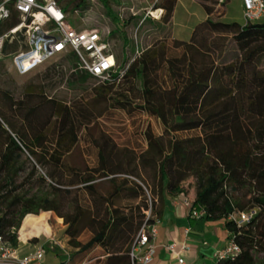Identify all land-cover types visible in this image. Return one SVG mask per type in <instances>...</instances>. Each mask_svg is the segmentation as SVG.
Listing matches in <instances>:
<instances>
[{
	"label": "trees",
	"instance_id": "16d2710c",
	"mask_svg": "<svg viewBox=\"0 0 264 264\" xmlns=\"http://www.w3.org/2000/svg\"><path fill=\"white\" fill-rule=\"evenodd\" d=\"M79 1L83 8L86 0ZM101 2L109 9L108 0ZM177 2L159 0L155 9L164 11L162 21L156 22L150 16L145 21L164 30L172 22ZM204 8L210 15L206 3ZM109 14L113 15L110 9ZM112 17L125 51L120 57L111 49L116 72L112 82H102L103 96L107 98L116 86L131 94L140 92L143 109L159 119L164 128L161 136L151 128L147 131L149 149L158 154L149 161L157 181L151 199L154 215L162 218L168 198L191 199L192 207L206 211L203 218L189 217L193 228L203 231L209 223L222 222L229 239L241 247L237 258L219 264H264L263 18L247 25L206 19L196 26L189 41L173 38V47L180 49L181 55L169 57L166 45L140 50L139 43L122 32L119 17ZM18 22L15 14L10 25ZM219 35H232V49ZM111 36L109 32L107 38ZM65 60L73 72V83L85 85L96 79L79 69L73 54ZM162 67L170 76L168 88L158 81ZM28 99L29 108H24V102L14 104L23 113L24 131L11 129L0 111V232L17 247L24 219L39 215L42 235L52 239L54 228L48 212H54L64 220L69 244L80 249L79 253L100 248L105 264H131L130 252L149 209L146 188L129 175V164L115 156L114 147L109 150L111 140L107 137L103 145L97 143L100 165L93 172L67 168L65 159L76 147L81 120L89 119L88 114L41 93L31 94ZM53 124L56 129L50 138L47 130ZM192 132L197 134L181 135ZM27 151L47 169L38 177L41 188L36 191V167L20 181V160ZM66 171L73 178L68 184L64 181ZM122 173L120 180L117 175ZM102 178H109L112 184L103 197L96 187V181ZM64 186H82L93 197L87 228L94 235L85 244L78 238L86 211L77 200H68L73 190ZM116 198L140 201L142 205L129 211L116 206ZM66 207H74L75 211L64 213ZM243 213L249 214V219L240 223L237 218ZM69 260L62 264H69Z\"/></svg>",
	"mask_w": 264,
	"mask_h": 264
},
{
	"label": "rangeland",
	"instance_id": "374dc122",
	"mask_svg": "<svg viewBox=\"0 0 264 264\" xmlns=\"http://www.w3.org/2000/svg\"><path fill=\"white\" fill-rule=\"evenodd\" d=\"M58 1L63 7L67 8L70 21L78 28H99L111 32L112 36L107 38V42H110L115 55L120 57L125 50L123 48V38L116 30L117 25L114 22L113 15L119 17L122 32L124 30L130 39L138 42L140 50H145L147 47H156L157 49V47L166 45L169 57H179L181 55V50L173 47V38L189 41L196 26L205 20L207 16L206 19L216 22H243L244 24L242 0H230L228 4L222 7L217 6L216 0H206L205 3L211 11L210 15L205 11V3L202 0H195L197 5L193 4L192 0H181L177 17L164 30L145 21L148 16L156 22L162 21L164 12L155 9V5L159 0H108V6L113 15L109 14V9L101 0H86L83 8L79 7V0ZM262 22H264V17ZM113 31L116 34H113ZM219 36L222 40H226L230 49H232L234 46L232 35ZM18 40L21 41V39H17L10 42L0 56V111L8 118L9 127L14 128L15 131H24L23 113L16 110L14 104L24 102V108H29L31 103L28 98L34 93H41L46 98L56 99L60 103L76 109L82 108L85 110V114H88L90 120L80 118L83 126L76 147L65 159L67 168H73L82 173L93 172L100 165L97 145H103L107 137L111 140L109 150L114 147L115 156L129 164L131 172L129 175L133 176L146 188L148 200L153 199L157 182L156 171L149 161L151 158H157L158 154L155 149H149L147 131L151 128L156 136H161L164 128L159 119L149 115L143 109L144 103L140 98V92L136 91L131 94L116 86L113 88V92L107 98H104V92L100 88L104 85L102 81L93 79L85 85L73 83V72L69 69V64L64 56L53 59L28 75L21 76L17 73L12 61V55L21 49V42H18ZM7 47V52H5ZM158 81L164 88L171 86L168 70L164 67L158 71ZM3 93L8 95L4 96ZM0 115L2 116L1 112ZM55 129V124H53L47 130L50 138L53 137ZM194 134H197V132L181 135ZM20 166L23 169L20 174V181L29 175L33 167L37 168L38 173L33 183L35 191L40 189L41 185L38 177L47 173V169L37 164L28 151L24 152L20 160ZM117 177L123 180V173L117 175ZM64 181L67 184L73 181L72 174L69 171H66ZM48 182L51 184L52 180L49 179ZM96 187L103 197L108 195L112 184L109 178H102L96 181ZM62 188L72 189L73 194L68 197V200L73 202L77 200L86 211L79 225L80 236L78 238L85 244L94 235L93 231L87 228L90 214L93 211L90 210L93 209V197L89 192L83 190L82 186H64ZM191 194H194V191H191ZM114 202L116 206L129 211L131 208L135 209L139 204L142 205L140 201H127L122 198H116ZM73 211H75L74 207L64 209V213L68 214L73 213ZM48 213L51 214V223L56 226V237L51 239L42 235L39 224L32 226V233L28 236H33L32 239L44 244L47 254L46 264H57L54 262V258L58 259L57 261L64 259L65 263L70 259L69 264H105V260L101 258L102 250L100 248L89 253H79V250L72 249L73 247L69 244L70 238L66 234L67 226L64 224V220L63 224H61L62 222L58 223L59 217L54 212ZM141 213L143 212L141 211ZM215 225L216 222L209 223L210 227ZM20 232L21 229L18 233V242ZM218 238L222 240L223 234L218 233ZM63 249L69 254H66ZM262 259V257H258L259 261H262Z\"/></svg>",
	"mask_w": 264,
	"mask_h": 264
},
{
	"label": "built area",
	"instance_id": "2783aa9c",
	"mask_svg": "<svg viewBox=\"0 0 264 264\" xmlns=\"http://www.w3.org/2000/svg\"><path fill=\"white\" fill-rule=\"evenodd\" d=\"M222 7L230 0H216ZM15 14L18 24L11 26ZM244 24L255 23L264 17V0H242ZM109 31L99 28L80 29L70 21V15L58 0H1L0 1V56L4 48L13 40L21 42V49L15 52L13 65L21 76L28 75L41 66L61 56L73 54L79 69L102 82H112L116 72V59L111 52L107 36ZM189 208L190 217L200 219L206 211L192 207V200L184 198ZM146 219L141 226L132 250L131 264H150L153 261L156 241L159 235L161 219L153 213V203L149 200ZM235 218V217H234ZM240 223L249 219V214L237 218ZM191 229L186 230L189 235ZM181 252H188L191 247L181 245ZM177 255L179 264H186L175 244L168 247ZM14 247L0 232V264H42L46 255L44 247L19 258ZM241 252V247L229 239L227 245L215 256V263L234 260Z\"/></svg>",
	"mask_w": 264,
	"mask_h": 264
},
{
	"label": "crops",
	"instance_id": "0c3cea01",
	"mask_svg": "<svg viewBox=\"0 0 264 264\" xmlns=\"http://www.w3.org/2000/svg\"><path fill=\"white\" fill-rule=\"evenodd\" d=\"M180 1L181 0H178L177 2L172 21L177 17ZM192 2L197 5L195 0H192ZM160 11L164 12L163 10ZM190 196L194 197V194H190ZM189 212V208L184 203V197L181 196L174 199H166L162 210V222L159 228L158 239L156 241L155 255L150 264H179L177 255L168 249V247L173 244L177 246L178 252H181L180 247L182 244H187L191 247L190 251L180 253L181 257L185 259L186 264L215 263V256L229 241V232L225 229L224 223L222 222H216L214 227H210L208 224L203 231L197 230L193 228L191 224ZM60 222L63 224V219L58 218V223ZM34 224H39V229L42 234L43 224L39 217L36 215H28L23 221L17 246V256L19 258L35 252L40 247L45 248L44 244L32 242L33 236L28 237L29 234L32 233L31 230ZM53 228L54 234L52 239L56 237V226L53 225ZM187 229H191L189 235L186 234ZM218 233L223 234L222 240L218 238ZM72 249L80 251V249L74 247ZM63 250L65 251V249ZM65 253L69 254L66 251ZM101 254H104L103 251ZM46 256L47 254L44 257L42 264H46ZM101 258L104 259L105 255ZM53 260L57 264H62L64 262V259L57 261L58 259L54 258Z\"/></svg>",
	"mask_w": 264,
	"mask_h": 264
}]
</instances>
